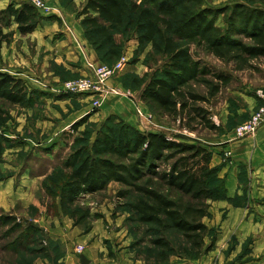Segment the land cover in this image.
<instances>
[{
    "label": "rangeland",
    "instance_id": "obj_1",
    "mask_svg": "<svg viewBox=\"0 0 264 264\" xmlns=\"http://www.w3.org/2000/svg\"><path fill=\"white\" fill-rule=\"evenodd\" d=\"M43 1L53 12L38 10L40 17L36 28L43 21L58 20L63 23L70 17L80 24L78 13L85 0ZM230 1L208 0L207 5L219 8ZM7 2L18 7L23 1L0 0V4ZM54 12L60 13L64 19ZM216 24L225 25L222 15ZM3 31L9 36L0 47V71L13 76L16 72L24 75L26 81L22 80L29 88L30 99L26 106H21L0 96V264H81V254L91 260L90 264H178L194 261L204 254L213 255L216 250L215 227L209 228L211 233L205 237L204 248L198 254L177 229H163L138 220L131 204L140 197V193L131 186L111 181L105 189L83 194L73 203L62 196L68 176L63 161L74 148L91 147L99 133H108L109 128L118 131L119 122L130 123L120 115L110 114L97 120L88 117L77 130L72 129V125L83 118L77 119L81 113L79 109L84 105L91 108L93 97L63 93L56 88L89 71L68 69L62 61L54 58L43 65L41 61L46 50L39 46L36 38H25L28 34L22 35L14 20ZM111 33L121 49L119 56L110 59L104 47L96 52L91 46L96 59H87L85 69L87 61L111 67L123 60L122 68L108 81V85L128 91L129 96L108 93L103 101L110 97L115 105L123 107L121 100H129L131 113L138 118L137 125L142 126V132H162L170 138L201 142L209 147L215 156H212L211 166H219L218 176L225 184L221 168L231 162V156L227 158L224 155L228 142L219 143L225 138L238 140L233 132L236 126L246 122L264 104V57L252 60V68L240 70L236 68V63L221 61L191 45L190 50L195 55L214 69L231 74L232 80L209 102L198 103L209 110V117L219 128L211 130L202 124L192 123L190 127L194 129H190L182 126L179 117L153 111L140 99L147 81L160 71L166 58L157 52L150 55L152 45L147 43L141 47L138 34L133 29L113 28ZM11 51L15 54L12 65L7 57V54L11 57ZM21 58H29L31 62L22 63ZM25 75L32 78V84H28L29 79ZM194 86L196 91L206 92L203 85ZM137 108L144 112L142 117L137 114ZM96 111L98 109H93V112ZM102 148L100 145L99 149ZM97 157L123 162L117 156L110 157L104 153L97 154ZM238 169L241 193L231 200L228 196L221 197L225 194V184L218 197L204 201L209 209V214L201 220L204 224V221L213 218L210 208L216 202L226 200L234 207H247L250 189L253 186L264 187L260 181L256 182L251 168L239 166ZM218 184L216 180L211 182L212 187ZM155 186L179 204H197L188 195L169 189L158 179H155ZM159 239L167 242L169 247L155 243ZM254 240L255 237L249 236L235 258L242 260L246 252L252 251ZM207 246H210V252L204 250ZM257 252V260H262L264 264L261 259L264 251ZM217 262L218 256H214L211 263Z\"/></svg>",
    "mask_w": 264,
    "mask_h": 264
},
{
    "label": "trees",
    "instance_id": "obj_2",
    "mask_svg": "<svg viewBox=\"0 0 264 264\" xmlns=\"http://www.w3.org/2000/svg\"><path fill=\"white\" fill-rule=\"evenodd\" d=\"M207 2L85 0L78 17L89 44L96 52L104 47L110 59L117 58L121 51L111 33L113 28L133 29L141 47L152 45L150 55L157 52L166 58L140 94L151 110L179 117L182 126L190 129H194L190 127L192 123H199L217 130L219 126L212 122L209 110L198 103L209 102L230 84L232 76L205 63L190 46L221 61L234 62L237 69L252 68V60L264 57V0H232L219 8ZM220 15L224 26L216 24ZM39 17V11L26 2L18 7L9 3L1 9L0 47L9 36L3 28L11 20L22 35H27L35 30ZM195 84L203 85L206 92L196 91ZM28 90L21 78L0 71L1 97L26 106ZM88 117L83 116L72 129L77 130ZM119 123L118 131L109 128L110 132L99 133L91 147L74 148L63 161L68 176L62 196L73 203L83 194L105 189L111 181L131 186L140 193L131 204L138 220L177 229L199 254L205 237L211 233L201 221L209 214L204 201L215 199L219 190L225 189L224 180L218 176L219 166H211L212 151L201 142L170 138L162 132H142L131 124ZM99 153L117 156L123 162L98 158ZM155 179L197 204L177 203L156 188ZM213 180L219 181L218 186H211ZM225 194L221 197L228 198ZM155 243L169 247L162 239ZM209 249L207 246L204 250Z\"/></svg>",
    "mask_w": 264,
    "mask_h": 264
},
{
    "label": "crops",
    "instance_id": "obj_3",
    "mask_svg": "<svg viewBox=\"0 0 264 264\" xmlns=\"http://www.w3.org/2000/svg\"><path fill=\"white\" fill-rule=\"evenodd\" d=\"M0 5H2L1 9L8 5V2ZM54 13L57 17L64 19L60 13ZM30 37L32 39L36 38L39 46L47 52L41 61L43 65L48 64L50 59L54 58L57 61H62L68 69L85 72V61L96 59L95 51L86 39L82 27L72 17L64 19L63 23H59L58 20L43 21L25 38ZM10 53L11 57L10 54H7V57L12 65L15 54L12 51ZM22 61V63L29 64L31 59L23 58ZM13 74L26 81V78L20 72ZM25 76L29 79L28 84H32V78L28 75ZM113 102L110 97L107 98L96 112H93L92 107L90 108L89 105H84L79 109L81 113L77 119H80L83 115H89L90 119L97 120L108 117L110 114H116L139 130L142 129V126L137 125L138 118L131 113V102L129 100H121L123 107L115 105L116 103ZM123 113L129 117L124 116ZM225 139H222L219 144L223 145L227 141L228 146L226 145L227 148L225 149L231 151V162L226 163L221 168L227 196L233 198L236 194L241 193L238 181L239 166L251 168L252 175H256V182L260 181L264 184V124L253 135L238 140ZM220 151H222V148ZM249 197L250 203L247 207H234L226 200H220L214 206H211L213 218L204 222L208 228L215 227L217 229V236L214 238L216 243L214 254H204L194 261L178 264H213L211 261L214 256H218L219 262L217 264H262V260H257V253H259L257 251H264V246H262L264 245V200L260 201L258 198H264V187L255 188L253 186L249 191ZM249 236L255 237L254 243L251 245L252 251L250 249L248 253L246 252L242 260L236 259L235 257L242 249V243ZM226 250L228 251L226 252ZM261 259L264 260V256Z\"/></svg>",
    "mask_w": 264,
    "mask_h": 264
},
{
    "label": "built area",
    "instance_id": "obj_4",
    "mask_svg": "<svg viewBox=\"0 0 264 264\" xmlns=\"http://www.w3.org/2000/svg\"><path fill=\"white\" fill-rule=\"evenodd\" d=\"M23 2L31 4L34 8L39 11L44 10V12H53L52 8L47 6L43 0H22ZM124 61L121 60L113 66H108L104 63H97L94 61H87L86 74L64 82L59 88H56L57 91L70 94H87L93 97L92 107L93 109H99L105 96L108 93H113L116 95H127L129 96L128 91H123L118 87L109 86L108 81L114 77L117 72L122 68ZM137 114L143 116L144 112L137 108ZM264 123V104L261 105L256 111H254L250 118L236 126L234 129V135L236 138H244L246 136L254 134L258 128ZM225 157H230L231 152L225 150ZM81 252V251H80Z\"/></svg>",
    "mask_w": 264,
    "mask_h": 264
},
{
    "label": "water",
    "instance_id": "obj_5",
    "mask_svg": "<svg viewBox=\"0 0 264 264\" xmlns=\"http://www.w3.org/2000/svg\"><path fill=\"white\" fill-rule=\"evenodd\" d=\"M80 262L81 264H90V260L84 254L80 255Z\"/></svg>",
    "mask_w": 264,
    "mask_h": 264
}]
</instances>
